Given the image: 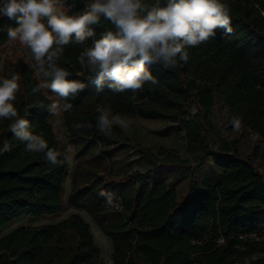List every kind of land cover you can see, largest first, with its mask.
Listing matches in <instances>:
<instances>
[{
  "label": "trees",
  "instance_id": "1",
  "mask_svg": "<svg viewBox=\"0 0 264 264\" xmlns=\"http://www.w3.org/2000/svg\"><path fill=\"white\" fill-rule=\"evenodd\" d=\"M69 15L83 11L89 0H61ZM156 3L157 0H146ZM163 5L165 0H158ZM233 33L222 30L214 39L188 48L189 60L175 69L159 64L147 67L158 84L145 83L143 90L113 93L106 82L101 89L89 80L77 57L91 44H70L59 64L86 87L62 112L74 142L87 150L94 142H125L128 136L113 126L110 136L95 127L98 106L114 114L139 116L179 124L187 136L190 158L166 147H141L140 161L147 171L135 170L117 177L108 158L99 156L73 177L70 200L85 208L115 242L114 264H264V172L252 156L241 154L236 141L214 149L206 135L208 113L217 103L230 118L256 135L264 148V0H226ZM2 3V0H0ZM16 20L0 16V51L10 40L8 28ZM95 38L112 29L107 21L93 26ZM21 77L15 107L31 122L30 130L42 134L59 163H48L43 153L25 151L24 143L0 120V230L21 218L50 217L64 207V183L68 174L67 149L57 139L47 106L53 103L46 89L33 93L40 83L29 63L21 61L6 72ZM135 95V99H133ZM43 105L44 107H41ZM197 109L192 115L191 109ZM93 159V158H92ZM209 164L198 176L194 168L189 187L180 197L181 176L169 181L171 169ZM166 173V175H165ZM202 177V178H201ZM101 191L114 194L109 206ZM0 264H103L90 224L79 214L38 226H20L0 237Z\"/></svg>",
  "mask_w": 264,
  "mask_h": 264
},
{
  "label": "clouds",
  "instance_id": "2",
  "mask_svg": "<svg viewBox=\"0 0 264 264\" xmlns=\"http://www.w3.org/2000/svg\"><path fill=\"white\" fill-rule=\"evenodd\" d=\"M76 0H73V5ZM0 16L16 20L18 27L8 28V39L18 41L31 55L29 67L40 83L33 93L50 90L58 99L47 106L51 114L70 111L69 102L86 87L59 61L70 44H91L77 57L82 69L90 73L98 89L108 82L113 93L142 91L145 83L158 84L147 67L159 64L163 69H175L189 60L188 48H196L214 39L218 30L225 37L233 33L230 6L226 0H165L161 5L146 0H89L83 11L69 15L61 0H2ZM107 21L112 29L96 37L93 26ZM21 77H0V120L10 121L9 130L24 143L25 151L43 153L53 165L59 163L58 153L49 148L42 134H34L31 122L20 117L15 101L20 91ZM135 99V95L132 97ZM41 107H44L41 105ZM197 109H191L195 115ZM95 124L76 123L79 128L95 129L110 136L113 126L127 129L130 120L114 114L109 106L97 107ZM11 150L8 140L0 147V155ZM109 206H114V194L101 191Z\"/></svg>",
  "mask_w": 264,
  "mask_h": 264
},
{
  "label": "rangeland",
  "instance_id": "3",
  "mask_svg": "<svg viewBox=\"0 0 264 264\" xmlns=\"http://www.w3.org/2000/svg\"><path fill=\"white\" fill-rule=\"evenodd\" d=\"M21 61L31 63L29 50L20 45L18 41H10L7 47L0 51V77H6V72H10L13 65ZM46 91L53 102L58 99L50 90ZM127 118L130 120L129 127L122 129L128 136L127 141L94 142L87 150H84L83 144H78L73 141L65 125L62 112L53 114L51 123L57 139L68 152L69 168L64 183L63 210L56 216H29L16 220L0 230V237L20 226H38L55 223L72 214H79L91 226L95 243L102 254L103 264H114V240L104 232L98 222L85 208L80 205H74L70 200L73 192V177L76 170L78 168H90L94 164L95 159L99 156H104L108 158L107 161H103L104 166L108 168L110 166L112 172L117 177L125 176L135 170L147 171L150 167L140 161L139 150L141 147L156 150L158 147L163 146L169 151L178 152L185 158L191 157L188 151L186 133L179 124L139 116ZM206 135L214 149H222L225 144L236 141L241 154L252 156L259 165L260 170L264 172V148L259 138L248 132L243 125L238 124L230 118L229 112L221 103H217L208 113ZM209 166V164L204 166L192 164V167L188 168H170L171 175L169 176V181L173 182V180L181 176L179 195L182 197L184 192L187 191L193 175L191 169L194 168L198 176L203 177L209 170Z\"/></svg>",
  "mask_w": 264,
  "mask_h": 264
}]
</instances>
